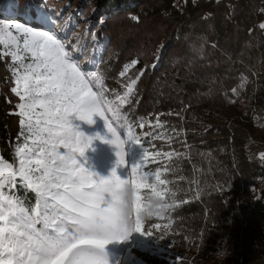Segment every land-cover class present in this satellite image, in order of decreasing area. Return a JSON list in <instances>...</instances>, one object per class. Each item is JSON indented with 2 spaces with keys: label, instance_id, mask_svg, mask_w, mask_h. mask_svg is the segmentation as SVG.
<instances>
[{
  "label": "trees",
  "instance_id": "1",
  "mask_svg": "<svg viewBox=\"0 0 264 264\" xmlns=\"http://www.w3.org/2000/svg\"><path fill=\"white\" fill-rule=\"evenodd\" d=\"M11 1L23 12L30 0ZM107 4L114 9L95 31L104 42L90 72L92 85L113 109L107 113L119 135L131 126L143 149L172 153L145 166L159 168L169 181L171 206L142 221V230L151 229V239L167 251L139 256L146 264H247L264 257V156L251 142V108L264 109V0ZM13 68L10 57L0 59V157L14 166L29 134L11 91ZM209 120L220 121L211 126L219 137L208 138ZM160 134L163 139L156 138ZM14 193L21 206L35 207V192L22 181ZM170 249L184 259L176 260Z\"/></svg>",
  "mask_w": 264,
  "mask_h": 264
},
{
  "label": "snow or ice",
  "instance_id": "2",
  "mask_svg": "<svg viewBox=\"0 0 264 264\" xmlns=\"http://www.w3.org/2000/svg\"><path fill=\"white\" fill-rule=\"evenodd\" d=\"M259 27L264 29V23ZM73 56L71 44L55 34L19 23H0V59L10 57L19 65L14 69L11 91L19 98L20 124L29 134L16 149L17 166L0 158V264H109L107 244L128 241L134 233L151 236V229L146 234L137 219L134 227L117 230L104 186L131 183L138 208L143 207L145 192L162 199L175 195L159 168L155 172L145 170L149 160L171 159L170 152L150 153L144 148L141 161L131 166L125 178L115 169L106 177L97 176L79 162L78 157L84 155L93 138L76 131L70 115L74 113L77 119L91 124L94 114L104 117L103 109H113L102 91L93 90L91 79ZM25 57L31 62L25 63ZM95 83L99 87V77ZM128 92H132L131 85ZM104 121L112 136L108 143L118 149L117 163L124 165V141L107 119ZM156 125L163 127L159 117ZM139 127L145 124L140 122ZM127 141L141 144L131 126ZM18 178L36 194L32 209L5 194L4 189L15 187Z\"/></svg>",
  "mask_w": 264,
  "mask_h": 264
},
{
  "label": "rangeland",
  "instance_id": "3",
  "mask_svg": "<svg viewBox=\"0 0 264 264\" xmlns=\"http://www.w3.org/2000/svg\"><path fill=\"white\" fill-rule=\"evenodd\" d=\"M61 1L62 2H60V0H30L25 4L26 8L23 12L19 11L16 1H7L4 7H0V23H19L22 26L31 27L37 31H48L50 34L57 35L65 44H71L74 53L73 59L78 63L81 71L84 72L88 78H91L92 75L90 72L94 70V66L99 61L97 55L102 48V44L100 43L104 42L96 38L95 31L100 26L99 20L103 19L102 16L106 15V13L108 14L109 11L114 8L107 4L109 0ZM121 5L124 4H120V6ZM85 11H89V16L87 21H85L86 26L80 27L79 22L86 20L84 16ZM38 16H43L46 19L42 21L38 19ZM29 62H31L30 58L25 57V63ZM13 67L14 73V69L18 68L19 65L13 64ZM93 90L96 91L94 87ZM243 107L251 108L247 104H244ZM209 109L215 110L216 107L215 105H211ZM103 110L105 111V116L100 117L94 114L92 117L93 123L91 124L77 119L74 113L70 115L69 119L75 130L82 132L85 136L93 138L89 148L85 149L84 155L78 157V160L87 170L97 176L106 177L115 169L117 175L121 178H125L130 172L131 166L140 162L143 157V141H141V144H136L132 141H127L126 134L119 135L109 118L107 109L105 108ZM251 114L253 128L251 134L252 148L262 157L264 156V109L256 110L252 107ZM105 119H107L108 123L116 130L120 139L124 141V151L126 153L124 165L117 163L118 157L116 156V152L118 149L116 146L108 143V141L112 139V136L105 126ZM218 125H220L219 120H209V122H206L205 128H210L212 131L213 128L211 126ZM217 137H219V134L213 130L208 138L213 139ZM25 141L26 138L20 146H22ZM131 149L133 151H130ZM17 163L14 167L17 166ZM152 171L155 172L156 170L153 169ZM22 183L26 185L25 182ZM260 187H264V180L260 182ZM4 191L6 195L15 201L14 187H7ZM170 206L171 202H169V207ZM37 227H40V225H37ZM145 233L147 234L148 232ZM156 243H158V241H153L151 236H141L140 234L134 233L128 241H113L107 244L105 246V253L109 264H117L118 260L119 264H146L139 256V253L149 251L153 254L162 255V251H167L163 249V246L159 243ZM177 250L178 249H170L168 253L170 255L172 254L176 260L184 259L181 257L182 251L180 252ZM263 262L264 259L262 258L261 260L249 261L247 264H263Z\"/></svg>",
  "mask_w": 264,
  "mask_h": 264
},
{
  "label": "clouds",
  "instance_id": "4",
  "mask_svg": "<svg viewBox=\"0 0 264 264\" xmlns=\"http://www.w3.org/2000/svg\"><path fill=\"white\" fill-rule=\"evenodd\" d=\"M135 191L131 183L104 186V192L112 204V218L117 230L131 228L137 219L147 221L159 217L165 214L169 207L167 198L162 199L153 192H145L143 207L138 208L134 195ZM117 264H119V260Z\"/></svg>",
  "mask_w": 264,
  "mask_h": 264
},
{
  "label": "bare ground",
  "instance_id": "5",
  "mask_svg": "<svg viewBox=\"0 0 264 264\" xmlns=\"http://www.w3.org/2000/svg\"><path fill=\"white\" fill-rule=\"evenodd\" d=\"M60 2H62L61 0H60ZM84 16H85V19L86 20H83V21H81V22H79V26L80 27H84V26H86V24H85V21H87V18H88V16H89V11H85L84 12ZM263 259H264V257H262ZM262 258H260L259 260H261ZM257 262V261H256ZM259 262V261H258ZM263 264H264V262H263Z\"/></svg>",
  "mask_w": 264,
  "mask_h": 264
}]
</instances>
